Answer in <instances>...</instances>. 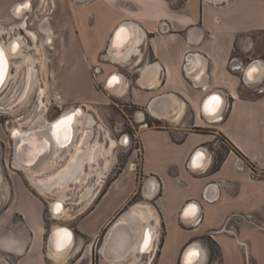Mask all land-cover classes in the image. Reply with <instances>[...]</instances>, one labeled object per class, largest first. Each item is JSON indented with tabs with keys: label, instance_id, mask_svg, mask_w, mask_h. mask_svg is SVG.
<instances>
[{
	"label": "crops",
	"instance_id": "0c3cea01",
	"mask_svg": "<svg viewBox=\"0 0 264 264\" xmlns=\"http://www.w3.org/2000/svg\"><path fill=\"white\" fill-rule=\"evenodd\" d=\"M177 1L90 2L93 19L91 33L86 35L89 49L84 44L93 62L95 43L104 42L107 48L121 22L131 21L144 32L138 52L122 63L107 60L108 69L98 75L104 82L111 72L123 74L128 83L127 99L143 110L136 120L140 162L136 170L129 169L136 155L135 150H129L125 166L107 188L98 196L92 188L76 203L74 215L69 218L72 224H65L75 233V244L66 258L54 257L48 250L51 228L64 220L44 215L45 207H49L46 196L36 194L28 181L4 178L0 189V264H93V252L90 256L89 253L100 232L110 226L117 212L138 192L142 197L139 202L151 209L157 237L163 232L157 264H163L168 257V247H174L177 264L184 246L208 232L220 252L213 264L222 263L226 249L241 234L260 248L256 257L264 261V116H250L257 112L264 115V90L246 88L240 70L229 67L236 50L248 59L264 55V0H183L176 5ZM1 3L0 0V6ZM43 3L41 0L42 7ZM190 53L197 55L190 58L188 67H203L202 77L196 83V78L187 77L184 70ZM146 66L151 68L153 86L147 76L144 78L149 85L138 84ZM236 66L241 68L239 63ZM215 91L224 97L225 103L219 120L210 121L204 117L202 104ZM156 97L160 98L149 114L148 105ZM143 113L164 125L142 124ZM178 113L180 118L173 120ZM195 127L215 128L233 151L227 150L217 160L216 151L207 147L204 167L189 170L192 152L212 140L210 133L198 132ZM110 135L118 139L113 131ZM235 152L252 162L255 174L239 167ZM210 183L216 188L208 189ZM206 188L208 195H216L214 200L204 197ZM192 200L199 206L198 217L182 222L180 212ZM149 258L153 260L151 255Z\"/></svg>",
	"mask_w": 264,
	"mask_h": 264
},
{
	"label": "rangeland",
	"instance_id": "374dc122",
	"mask_svg": "<svg viewBox=\"0 0 264 264\" xmlns=\"http://www.w3.org/2000/svg\"><path fill=\"white\" fill-rule=\"evenodd\" d=\"M1 1V9L4 10V17L7 16L9 17L8 19L14 20L11 26H17V24L23 20L27 21L25 14L28 12L32 13V15H29V20L31 23L33 21V24L30 25L31 28L28 26L27 28L37 34L35 42L33 43L31 36L24 28L23 29L29 35L32 42L27 39L25 34L21 33V28L17 27L10 29L11 26H3L4 30L11 31V37L19 36L22 39V52L29 55L31 60H33L30 77L31 82H33L31 83L29 93L25 97H22L26 85V67L25 64L21 62V58L17 57L12 59L10 67L11 77L7 80L0 96V172L3 175V181L4 178L9 181H12L13 179L22 180V182L23 180L25 182L28 181L31 184L30 187L32 190L36 194H41L30 182L28 176H25L23 171L12 167L9 168L12 165L13 146L10 129L15 126L26 128L36 118L43 117L52 121L68 109H83L94 119L92 127L94 131L87 137V139L86 133L83 135L84 138H82L84 150L86 149L87 144L92 143L97 135L99 137H97L96 143H103L106 140L107 142H110L109 137H112L110 135L112 131L114 137H118L119 139L123 133H128L132 136L131 141L127 145L119 144L118 147L113 148L108 164H105L103 158L99 157V164L97 166L93 165L94 163L92 164L93 172L88 175L89 177H87L85 181H82L81 185H79V182L72 185L73 183L68 181L71 183V186L66 191L65 199L68 215L61 219L64 220V225L68 223L72 224V221L69 218H72L74 215L73 213L76 203L79 202V200H82L85 193L92 188L95 189L96 196L100 195L111 183L116 174L122 171L127 162L129 150L137 149L139 146L137 137L138 123L134 117V114L139 110V107L135 103L129 101L127 99L128 97L124 95L126 94L128 87L123 93L112 95V93L104 89L106 87L98 77L101 73L95 72L94 68L101 66L102 73H105L108 69L106 66L108 59L105 60L106 58L104 59L103 57L105 49L103 46L104 42L101 41L95 43L96 47L94 53L96 55V61L93 62L94 59L91 58L92 54L88 50L90 47L89 38L86 35L91 33L90 26L93 18L81 13L85 8L83 5L85 0H48L49 7L47 8V0H44L45 3H43V7L41 6V0L39 2L33 0V4L36 5V11L31 7L30 11L26 12L21 19H15L12 15V10L10 14L8 13L11 4L15 1L21 0H8V2L7 0ZM89 1L92 2V0ZM182 1L183 0H178L176 5H180ZM39 4L40 6L37 8V5ZM78 13H81V15H78ZM35 16H39V20L35 19ZM43 19H45V22L48 24V29L50 30L49 34L53 37V42H44L46 39L42 38V35L46 37V34L41 33L39 29L40 21ZM9 21L10 20H7L6 18L4 22L8 23ZM27 23L28 25L30 24L28 21ZM10 34L6 32L0 35V39L8 40ZM5 35L7 37H5ZM37 38L38 42L36 41ZM84 43L87 45L88 49L85 47ZM234 54H239V50H236ZM241 57L243 61L248 59L245 54H241ZM16 67H18L17 71L15 69ZM46 82L47 85H45ZM41 89H44L45 91L41 93ZM258 96L259 94H257V97ZM250 116L264 115L263 113L257 112ZM138 117L139 115H137L136 118ZM151 119L152 117L148 116L147 121L150 122ZM160 124L164 125L161 121ZM103 129H106L109 133V137H106V139L103 135ZM195 129L198 132H207L212 135L211 138H213V140L210 142L209 147L216 151L217 160H220L223 154L227 151L224 137L219 135L213 127H195ZM114 140L117 141V138ZM120 141H122V139H120ZM125 143L123 142V144ZM138 158H140L139 151ZM66 160H68L66 157L63 158L58 165L60 164L61 168L65 167L63 164ZM138 160L139 159L136 161ZM83 163L84 169L81 170V174H83L85 170L91 169L90 166L85 165L84 160ZM131 164H129V169ZM97 172H101L100 176L102 177L98 178ZM40 176L38 178L43 177ZM139 188L140 187H138V189ZM78 190L80 191L78 192ZM78 193L80 194L79 197ZM44 196H46L45 198L49 202L54 198L51 193L47 192ZM141 200L142 197L138 192L131 198L127 205H124V207L117 212L116 217L129 208L130 205L134 203L138 204L137 202ZM44 215L50 216L51 218L54 217L53 214H50L48 206L44 209ZM107 228H104L100 232L98 239L94 243L93 249L91 248V253H89L90 256L93 252V264H108L104 260L105 256L103 258L99 250ZM162 236L163 232H161L155 240L152 251V256L155 254V258L152 261H150L149 257L146 258L147 255H144L131 264H157L160 257ZM201 241L208 247L210 255L214 256L217 251L214 242L207 235L202 236ZM259 250L260 248H257L247 235L241 234L236 240V243L230 245V248L228 247L226 249L221 264H264L262 259L257 260L255 252ZM174 253V247H168L166 250L168 257L164 260L163 264H175L173 258ZM129 257L130 256L125 258V260L128 261L127 264H130ZM146 260H148V263H145Z\"/></svg>",
	"mask_w": 264,
	"mask_h": 264
},
{
	"label": "bare ground",
	"instance_id": "6f19581e",
	"mask_svg": "<svg viewBox=\"0 0 264 264\" xmlns=\"http://www.w3.org/2000/svg\"><path fill=\"white\" fill-rule=\"evenodd\" d=\"M31 7L32 5L29 6L28 4L27 7L25 8H19L20 9L19 11H15L12 8V15L15 19H19V18L21 19L26 12L30 11ZM35 19L39 20V16H35ZM44 20L45 19L40 21V24H39L40 32L43 34H46L47 37L51 38L49 34L50 30L46 26H43ZM27 26H28L27 21L23 20V21H20L17 24V26L16 25L11 26L10 29L17 28V27L24 28L26 32L31 36L33 43H34L37 34L34 31L28 30ZM118 26H120V29L116 31L114 39H113L114 48H109L105 52L103 57L110 60L111 62L122 63V62L129 60L131 58V55L134 52L139 51L138 45L142 42L144 32L139 28L138 25H136L135 23L131 21L121 22ZM117 27L115 28V30L117 29ZM121 29H123V32H120ZM6 32L10 34L11 31L4 30V27L0 25V35ZM9 36L10 38L8 39V42H4L2 39H0V44L2 45L5 51L4 56L6 57L7 63H9V61L11 60V57L12 58L20 57L21 62L25 64L26 85H25L24 93L22 94V97H24L26 94V91H28V88L31 87V83L33 82V81L31 82V79H30L31 68L33 67V64H32L33 60H31L29 55H26L22 52V39L19 36L11 37L12 34H10ZM13 40H17L19 42L20 50L18 52H11L9 50L10 44ZM109 42H108V45H109ZM237 68H240V67L238 66ZM15 69L17 71L18 67H16ZM250 69L254 70L251 72V74H250ZM7 70H8V66H6V72H4L2 81L4 80V77L6 76ZM258 71H259L258 66L251 64L249 65V67H247L246 74L249 77H253L259 73ZM142 72H143L142 77L139 80V82L143 84L144 82L142 80L145 76H147L149 78L148 81H150L149 83L151 84V82L153 81V76L151 75V68L146 66ZM202 72H203V67L200 68L198 72L194 74V78L199 79L201 77ZM111 73H114V75L110 77V79L108 80V86L104 89L109 91L112 94L123 93L128 87V83L125 80V76L123 74H120L117 71H114ZM110 74H108L107 77L110 76ZM10 77H11V74L9 73L6 77V81ZM107 77L105 78L104 84L106 83V79H108ZM113 77H115L116 79L113 80L112 79ZM45 85H47V82L45 83ZM151 86H153V83L151 84ZM44 91H45L44 89H41V93H43ZM213 97H215L216 99L214 100ZM223 108H224L223 97L221 94L216 93L215 95L210 97L208 101L206 102V106L204 108L205 112L207 115H212V116H209L207 119L210 121L219 120L220 113L223 110ZM78 110L79 111L77 112L76 108H71L63 112L61 115V116H64V118L71 117V121L69 122L67 128L69 126L72 127V134L69 133V135H67V133L63 132V129L62 130L55 129V128L53 129V133L56 134V137L59 139V141L64 144L67 143L64 151L61 150L59 144H57V142H55L52 139V137L49 134L50 131H45L46 132L45 134L44 132L42 133L47 137V139H49L51 143V146H52L51 154L44 156L41 159L40 165L36 168L28 169L26 166H22L19 162H14V168L23 171L25 176L26 175L28 176V179L30 180V182L33 183V185L37 188V190L41 194L46 195V192H47V193H51L54 196V198L49 202L50 210L52 209V206L54 205L55 201H60L63 204V208L61 211L51 212V214L54 215L53 217L54 219H61L62 217L68 215V209L66 206L65 199H66V191L71 186V183H73L72 185H74L76 182H79V185H81L82 181H85L87 177H89L88 175L91 172H93L92 164L94 163L93 165H96V166L99 164L98 163L99 157L103 158L105 164H108V162L110 161V155L112 154V150L114 146L116 144H122V145L128 144V143L123 144V141H120L118 139L117 141L114 140L112 137H109L108 131L106 129H103L104 138L106 139V137H109L110 142H107L106 140L103 143L102 142L96 143L97 137H99L97 135L95 136L94 141L92 143L87 144L86 149L84 150L82 138H84L83 135L86 133V139H87V137L90 136L92 132L94 131L92 129L93 124H94V119L91 115L87 114L83 109L78 108ZM179 113L176 116L172 117L173 120H178L180 118ZM58 117L60 118V116ZM52 121L51 120L49 121L43 117H39L33 120L26 128H23L20 126H15V127L17 128L18 131H23V129L26 131L35 130L36 128H47L48 129ZM13 128L14 127L10 129V132H12ZM61 132L63 133L61 134ZM66 136L70 137V142L66 140L67 139L65 138ZM33 146L34 148L37 147V145H33ZM65 157L68 160H66L63 164L65 165V167L61 168L60 164L58 165V163L60 162V160H62ZM83 160L85 162V165L90 166L91 169L85 170L84 173L81 174L80 173L81 170L84 169ZM198 160L201 161L202 157H199ZM203 165H204V162H201V166ZM130 169H134L133 163L131 164ZM100 174L101 172H97L98 178L102 177L100 176ZM39 176L40 177L43 176V177L38 178ZM68 181H71V183H69ZM2 182H3V175L0 172V188H1ZM150 210H151L150 207L148 205H145L144 203L134 204L133 207H130V210L128 211V213L125 212L123 214V217H120L118 220H116L115 223L120 222L121 220H123V222L125 223L126 220H128V215H132L131 223L134 224V226L133 228L131 227V231L129 232L120 231L118 238L117 237L114 238L113 244L115 246V250L114 248L112 249L113 257L107 258V256H105L108 262H110L111 264H127L128 261H126L125 258L130 256L129 262L131 264V263L136 262L143 254L151 251L154 248V242L157 238V232L154 226L151 225L149 221L153 216ZM196 212H197V206L192 205L188 209L187 214L194 215L196 214ZM60 226H66L71 229V227L64 225V224H60V223L54 224V226L52 227V230H55L54 233H55V238L57 240V244L55 243L53 244L54 248L53 247L51 248V246L48 245V250H49V253L54 257L66 258L67 254L71 251L72 247L75 244L74 243L75 233L71 229V232L73 234V239L71 241V237H66L65 231L63 230V228H60ZM145 229H147L148 232L150 233V237L148 239L147 246H145L142 250L144 252L142 251L140 252L139 246L144 236ZM109 234L110 233L107 232L108 237H109ZM105 240L106 238L104 239V242ZM104 242L101 247V252H104ZM197 246H198L197 247L198 255L196 256L195 261H193L194 257H191V258L187 257V259H191V263L193 264H204L205 254L202 253L203 248L200 244H198Z\"/></svg>",
	"mask_w": 264,
	"mask_h": 264
},
{
	"label": "water",
	"instance_id": "95a60500",
	"mask_svg": "<svg viewBox=\"0 0 264 264\" xmlns=\"http://www.w3.org/2000/svg\"><path fill=\"white\" fill-rule=\"evenodd\" d=\"M120 29V26L117 27V29L114 31V33L112 34L111 38H110V42H109V45H108V48H114L113 46V39H114V36H115V33L117 30ZM5 57V56H4ZM132 57V55H131ZM232 61V60H231ZM232 63V62H231ZM230 63V66H232V64ZM236 63L238 62H235V66L237 65ZM251 64H254V65H257L258 68L260 65H258V62L256 61V59L254 60H251L249 62V64L247 66H245L246 68L249 67V65ZM6 66H8V63H7V60H6V57H5V72H6ZM233 70H238V69H233ZM261 72V73H260ZM259 73L260 74H257L253 77H249L247 74H246V70H243V76H242V79L245 83H248V84H252L253 82H257L259 85L256 86L254 89H261L264 87V67L261 68L259 70ZM114 75V73L110 74L109 78L106 80V83L104 84L105 87L108 86V80L110 79V77H112ZM141 79V75H140V78L139 80ZM138 80V83L140 85H149L147 84V81L146 79L144 78L142 81L144 82L143 84H141ZM263 81V83H262ZM3 82V81H2ZM2 82H1V85H2ZM261 83V84H260ZM217 92H211L209 93L203 100V104H202V111L203 113L206 115L204 117L208 118L209 116H212V115H207L206 112L204 111L205 109V106H206V102L208 101V99L210 97H212L213 95H215ZM223 97V96H222ZM160 97H156V98H153L149 105H148V110L151 111L153 110L152 107L153 105L155 104L156 100L159 99ZM223 103H225V100H224V97H223ZM76 111L78 112V108H76ZM222 112V111H221ZM70 113V112H69ZM67 113V114H69ZM62 118H64V116H60L57 117L54 121H52L50 123V127L47 129V128H36L35 130H24L23 131H18L17 128H14L13 131L10 133L11 135V138H12V141H13V146H12V160H11V164L12 166H14V162H19L22 166H26L28 169L30 168H36L40 165V162H41V159L46 156V155H49L51 154V143L49 141V139H47V137L44 135L46 132L45 131H50L49 134L50 136L52 137V139L57 142V144H59L61 150H65L66 148V144L64 143H61L59 141V139L56 137V134L53 133V129H54V125L57 124L58 121H61ZM70 127V128H69ZM68 128L66 129H63V132L67 133V135L72 134V127L69 126ZM62 130V129H61ZM44 132V134L42 133ZM61 132V134L63 133ZM15 133V134H14ZM68 140V142H70V137L66 136ZM123 138V142H127L128 138H127V135L126 134H123L121 135V139ZM33 145H37V147L34 148ZM62 153V152H61ZM199 157H202V160L199 161L198 158ZM207 158H208V152L207 150L203 147V146H198L193 152L192 154L190 155V158L188 160V168L192 171H198V170H201L206 161H207ZM201 162H204V165L201 166ZM33 184V183H32ZM210 188H213L215 189L216 188V185L214 183H210L208 185V189ZM80 190H78L79 192ZM204 197L207 199V200H214L216 198V195L215 194H207V188L205 190V194H204ZM85 199V198H84ZM144 202H139L138 204H142ZM68 204V203H67ZM135 204V203H134ZM134 204L130 205V207H133ZM145 204V203H144ZM197 206V212L196 214L192 215V214H187V211L188 209L192 206ZM59 206V207H57ZM130 207L127 208L124 212H122L118 217H116L113 222L111 223V225L107 228L106 230V233L104 235V239L106 237V240L104 242V239L100 245V248L104 242V252H100V254L102 256H107V258H112L113 257V252H112V246H113V243H114V238H118V235H119V232L124 230L125 232H129L131 231V227L133 228L134 224L131 223L130 219H132V215H128V217H130L129 220H127L128 223H124L123 220H121L120 222H116V220H118L120 217H123V214L126 212L128 213V211L130 210ZM63 208V204L60 202V201H55L54 205L52 206V209L50 210L49 208V211H50V214L51 212H59L61 211ZM198 213H199V206L197 205V203L195 201H188L185 206L183 207L182 211L180 212V219L183 221V222H190V221H193L195 220L197 217H198ZM150 224L152 225L153 222L152 220L150 219ZM60 228H63V230L65 231V234H66V237H71V241L73 239V234L71 232V229L66 227V226H60ZM55 230H50V234L48 236V245L51 246V248L53 247V244H57V240L55 238V233H54ZM107 232H109V237L107 236ZM147 236V238L149 239L150 237V233L148 232L147 229H145V232H144V236L142 238V241L140 243V246H139V251L141 252L143 250V248L145 247V244H144V240H145V237ZM198 244H200L203 248V252L205 254V263L204 264H207L208 262V259H209V249L208 247L201 241L200 238H194L192 240H190L185 246L184 248L182 249L181 251V255H180V264H186V259H187V254L189 253L190 250H194L196 253L198 252ZM54 248V247H53ZM100 250V249H99ZM122 251V249H121ZM144 252V251H142ZM198 255V254H197ZM196 255V256H197ZM196 256L194 257V260L196 259ZM193 264V263H191Z\"/></svg>",
	"mask_w": 264,
	"mask_h": 264
},
{
	"label": "flooded vegetation",
	"instance_id": "af4514ba",
	"mask_svg": "<svg viewBox=\"0 0 264 264\" xmlns=\"http://www.w3.org/2000/svg\"><path fill=\"white\" fill-rule=\"evenodd\" d=\"M40 0H37V2H39ZM47 2V6H46V8L47 7H49V1L47 0L46 1ZM90 2L91 1H89V0H85L84 1V10H83V12L81 11V13H83L84 15H86V16H93V13L90 11ZM34 2H33V0H21V3H20V1H15L13 4H11V6H10V8H9V11H8V13L10 14L11 13V10H12V8H13V10H15V11H17V9L18 8H25V7H21L22 5H28L29 4V6L30 5H32V7H33V9H34V11H36V5H34L33 4ZM13 6V7H12ZM39 6H40V4L39 5H37V8H39ZM56 8V7H55ZM81 13H78V15H81ZM32 15V13H26L25 14V16H26V19H27V21L30 23L29 25H28V27L29 28H31L30 27V25H32L33 24V21H32V23H31V21L29 20V15ZM4 18H5V20H6V18H7V20H10L8 23H5L4 21ZM9 17H7V16H5L4 17V10L3 9H1V6H0V25H2V26H4V27H7V26H11L12 24H13V22H14V20L13 19H8ZM82 19V18H81ZM79 20H80V16H79ZM46 20H44V22H43V26H46L47 28H48V24L45 22ZM20 31H21V33L22 34H25V36L27 37V39H29L30 41H31V39H30V37H29V35L25 32V30L23 29V28H21L20 29ZM5 37H7L6 35H5ZM39 38V37H38ZM38 38H37V42H38ZM42 38H44V39H46V40H44V42H53V37H51V38H49V37H45L44 35H42ZM4 42H8V40L6 41V40H4V39H2ZM42 40V39H41ZM40 40V41H41ZM32 42V41H31ZM109 42V41H108ZM13 46H15V49L13 50ZM20 45H19V42L17 41V40H13L12 42H11V44H10V47H9V50L11 51V52H18L19 50H20ZM19 48V49H18ZM53 48H54V46H53ZM0 49H2L3 50V53L5 54V51H4V49H3V47H2V45L0 44ZM105 49V52L107 51V49L106 48H104ZM241 54H243V52L242 51H240L239 50V54H233L232 56H231V58H230V61H229V67H230V69L231 70H233V69H236L235 68V62H238L240 65H241V68L240 69H238V70H240V75H241V80H242V83H243V85L246 87V88H249L250 90H254V88L256 87V86H258L259 84L257 83V82H253L252 84H248V83H245L244 81H243V79H242V76H243V68L245 67V66H247L248 64H249V62L251 61V60H254V59H256V61L258 62V65H260L259 66V70L261 69V68H263L264 67V55H262V56H258V57H256V58H254V59H247L246 61H243V59H242V57H241ZM189 55V57H186V61H185V65H184V70H185V73L187 74V77H193L194 76V74L195 73H197V71L199 70V68L200 67H198V65H196V64H194L193 65V67H188V65H189V62H190V58H194V56H196L197 54H188ZM14 58H17V57H11V60L9 61V63H8V70H7V73H6V76L4 77V80H3V82H2V85L0 84V96H1V93H2V91L4 90V86H5V83L7 82L6 81V77H7V75H8V73H10L11 72V70H10V67H11V62H12V59H14ZM105 59V58H104ZM105 60H107V59H105ZM232 60V61H231ZM249 60V61H248ZM109 61V60H108ZM232 62V63H231ZM151 63H153L154 64V62H151ZM151 63H149V64H151ZM230 63L232 64V66H230ZM238 65V64H237ZM188 68V69H187ZM94 70H95V72L96 73H102V67L101 66H97V67H95L94 68ZM98 70V71H97ZM259 72V71H258ZM261 73V72H260ZM260 73H258V74H260ZM112 74V73H111ZM189 77V78H190ZM201 77H202V74H201ZM193 82H198V80L197 79H194L193 80ZM262 83H263V81H262ZM139 84V83H138ZM261 84V83H260ZM103 85H104V82H103ZM140 85V84H139ZM30 88L31 87H29L28 88V91H26V94H25V96L29 93V90H30ZM264 89H255V91H260V92H262ZM112 95H114V94H112ZM124 95H126V96H128L127 94H124ZM24 96V97H25ZM142 109L139 107V110L138 111H136L135 112V114H134V117H135V119L137 120V115H142ZM62 112V111H61ZM60 112V113H61ZM59 113V114H60ZM147 113H149V114H152L149 110H147ZM58 114V115H59ZM62 115V114H61ZM61 115H59V116H61ZM143 118H142V124H148V125H156V126H158V127H160V126H162L161 124H160V120H158V119H151V123L149 122V121H147V118H148V115H146V114H144L143 113ZM46 119V118H45ZM14 128H16V127H14ZM13 128V129H14ZM13 129H12V131H13ZM11 133V132H10ZM123 134H126L127 135V138H128V140H127V143H129L130 141H131V139H132V136L130 135V134H128V133H123ZM122 134V135H123ZM119 139V138H118ZM121 139V138H120ZM119 139V140H120ZM212 140H213V138H212ZM212 140H210L209 142H207L205 145H201V146H203L206 150H207V152H209V149H210V147H209V145H210V142H212ZM122 141H123V138H122ZM138 143H139V140H138ZM209 149H208V148ZM227 149L226 150H229V151H233V148L226 142V146H225ZM133 150H135V152H136V155H135V160H134V162H132L133 164H135L134 165V169L133 170H136L137 169V165L139 164V162H140V159L141 158H138V151L140 152V156H141V146H140V143H139V146L137 147V149H133ZM210 150H214V149H210ZM235 154H236V163L239 165V167H241V168H248L249 170H250V172H251V174L253 175V174H255L256 173V171H255V169H254V167H253V165L251 164L252 162L248 159V158H245V156L243 155V154H240V153H237V152H235ZM137 159H139L138 161H136ZM221 160V159H220ZM131 164V163H130ZM187 167H188V165H187ZM13 168H14V166H13ZM189 169V168H188ZM190 170V169H189ZM192 171V170H191ZM117 175V174H116ZM116 177V176H115ZM114 177V178H115ZM113 178V179H114ZM181 220V219H180ZM182 221V220H181ZM183 222V221H182ZM212 232V231H211ZM204 235H207L213 242H214V244H215V246H216V248H217V251H216V254L214 255V256H212V255H210V253H209V259H208V264H213V263H215L217 260H218V258H219V256H220V252H219V248H218V245H217V243H216V241L210 236V232H208V233H204V234H200V235H198V236H196V238H200L201 239V237L202 236H204ZM152 256V254H148L147 255V257L146 258H148L149 256ZM180 255H181V253H180ZM180 255H179V257H178V262L177 263H180ZM155 258V254H154V256H152V259H154Z\"/></svg>",
	"mask_w": 264,
	"mask_h": 264
},
{
	"label": "snow or ice",
	"instance_id": "6c2138e0",
	"mask_svg": "<svg viewBox=\"0 0 264 264\" xmlns=\"http://www.w3.org/2000/svg\"><path fill=\"white\" fill-rule=\"evenodd\" d=\"M21 7H27V5L25 4V5H22ZM19 10L20 9L18 8L17 11H19ZM120 32H123V29H121ZM118 35H119V33H118ZM14 49H15V46H13V50ZM252 71H254V70L250 69V74ZM4 72H5V57H4L3 50L0 49V82H2ZM112 79L115 80L116 78L113 77ZM213 99L215 100L216 98L213 97ZM70 121H71V117H66V118L62 119L61 121H58L57 124L54 125L53 127L55 129H66ZM65 138H67V137H65ZM57 207H59V206H57ZM144 244H145V246H147V244H148L147 236L145 237ZM196 255H197V253L194 250H190L189 253L187 254V256L189 258L195 257ZM186 264H191V259H186Z\"/></svg>",
	"mask_w": 264,
	"mask_h": 264
}]
</instances>
